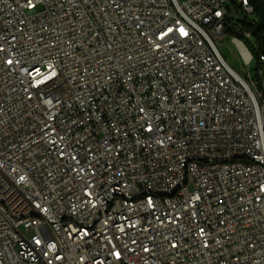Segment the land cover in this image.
I'll list each match as a JSON object with an SVG mask.
<instances>
[{"label": "built area", "instance_id": "2783aa9c", "mask_svg": "<svg viewBox=\"0 0 264 264\" xmlns=\"http://www.w3.org/2000/svg\"><path fill=\"white\" fill-rule=\"evenodd\" d=\"M256 19L0 0V264H264V54L231 30Z\"/></svg>", "mask_w": 264, "mask_h": 264}, {"label": "trees", "instance_id": "16d2710c", "mask_svg": "<svg viewBox=\"0 0 264 264\" xmlns=\"http://www.w3.org/2000/svg\"><path fill=\"white\" fill-rule=\"evenodd\" d=\"M255 9H256V15L257 19L253 21H248V20H242V28L239 26H234L232 30V34H235L239 37H241L243 40L248 39L250 40L252 37L255 39L256 43L258 44V49L252 51L249 46L248 48L252 52L254 58L256 60L260 59V55L264 54V1L262 0H253ZM245 30H248L251 32V37H246L244 32ZM259 64L256 65L255 70H256V77L260 78L258 75V70Z\"/></svg>", "mask_w": 264, "mask_h": 264}, {"label": "rangeland", "instance_id": "374dc122", "mask_svg": "<svg viewBox=\"0 0 264 264\" xmlns=\"http://www.w3.org/2000/svg\"><path fill=\"white\" fill-rule=\"evenodd\" d=\"M249 48L254 51L258 49V44L255 39L252 37L250 40L244 39ZM221 52L226 56L229 64L235 68L237 71L245 75V70L248 69V66H244L243 62L239 56L238 50L234 44L231 43L229 39H222V42L219 44ZM256 63L252 65V73L255 74Z\"/></svg>", "mask_w": 264, "mask_h": 264}, {"label": "bare ground", "instance_id": "6f19581e", "mask_svg": "<svg viewBox=\"0 0 264 264\" xmlns=\"http://www.w3.org/2000/svg\"><path fill=\"white\" fill-rule=\"evenodd\" d=\"M245 54L247 55V52H245ZM227 61V63L229 64V62H228V60H226ZM230 65V64H229ZM231 66V65H230ZM232 67V66H231ZM233 68V67H232ZM233 69H235V68H233Z\"/></svg>", "mask_w": 264, "mask_h": 264}]
</instances>
